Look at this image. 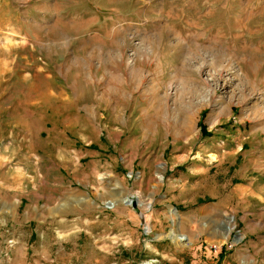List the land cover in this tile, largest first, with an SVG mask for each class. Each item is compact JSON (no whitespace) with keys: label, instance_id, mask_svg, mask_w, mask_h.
<instances>
[{"label":"rangeland","instance_id":"rangeland-1","mask_svg":"<svg viewBox=\"0 0 264 264\" xmlns=\"http://www.w3.org/2000/svg\"><path fill=\"white\" fill-rule=\"evenodd\" d=\"M0 264H264V0H0Z\"/></svg>","mask_w":264,"mask_h":264},{"label":"bare ground","instance_id":"bare-ground-1","mask_svg":"<svg viewBox=\"0 0 264 264\" xmlns=\"http://www.w3.org/2000/svg\"><path fill=\"white\" fill-rule=\"evenodd\" d=\"M131 202V201H130ZM180 238H182V237H180ZM178 240H180L181 241V239H178Z\"/></svg>","mask_w":264,"mask_h":264},{"label":"water","instance_id":"water-1","mask_svg":"<svg viewBox=\"0 0 264 264\" xmlns=\"http://www.w3.org/2000/svg\"><path fill=\"white\" fill-rule=\"evenodd\" d=\"M132 203L134 202V201H132V200H130Z\"/></svg>","mask_w":264,"mask_h":264}]
</instances>
